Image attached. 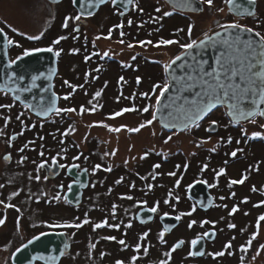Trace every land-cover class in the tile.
Masks as SVG:
<instances>
[{
    "label": "flooded vegetation",
    "instance_id": "af4514ba",
    "mask_svg": "<svg viewBox=\"0 0 264 264\" xmlns=\"http://www.w3.org/2000/svg\"><path fill=\"white\" fill-rule=\"evenodd\" d=\"M2 1V0H1ZM0 1V2H1ZM15 0H9L8 3H12ZM27 1V0H24ZM73 0H61L59 3V11H55V14L53 18H59L58 16L61 15L62 18L68 17H75L77 14H79L78 10L74 7ZM137 1V4H136ZM178 3H187L186 0L184 2H181L180 0H176ZM143 2V3H142ZM255 12L254 16L258 13H260L259 9L262 8L264 10V0H255ZM44 3H46L47 8H50V4L48 0H44ZM134 3L137 5L136 7H133L132 4L129 5L127 11H122L121 9L115 7L111 0H107L104 4L100 5L97 10L93 13L91 16L82 15L80 20L73 19V26L70 25L71 21L69 22V28H63L66 30L63 34H67L69 36L70 41L74 42V40L78 43H84L88 42L90 43L92 47L91 55H101L103 52H106L109 47L117 46L118 50L122 52H129L138 54L137 49H132L128 51L127 48H124L127 43H118L114 42L112 40V36L116 35L121 38V32L124 33V37L122 39L126 40V36H128L127 33L131 34V40H136V44L140 45L138 41L140 40H155V39H161L162 35V29L155 34H153V31L156 30V27L159 25H156V22L154 18L163 17L165 19H170L173 24H175L177 27H183L184 25L194 23V26L192 24V30H191V36L194 39H199L203 37V34L205 31H207L208 24L207 18L209 17L208 11L211 5H208L207 3H201L202 5L196 3L193 1L191 5L187 4H180V8H185L186 5H188L189 10H194L192 12H183L176 10L169 4L163 1L164 6H167L169 8V13H171L169 16L157 15L153 11V9H156L155 5H152L151 3H144L142 0H134ZM219 4L223 3L224 7H226V0H213L212 4ZM55 4V5H57ZM199 6H202V10L200 12H195V10L199 9ZM65 11H69L72 9L70 13H67ZM227 9V8H226ZM123 12L124 15H120L119 13ZM54 13V11H53ZM230 14V13H229ZM231 15V14H230ZM252 15V16H253ZM147 21L145 22L146 18ZM169 17V18H168ZM111 19L114 20L113 23L111 22ZM129 19L132 20V24L129 25L128 21ZM196 19V20H195ZM234 19H238L235 18ZM195 21V22H194ZM145 22V23H144ZM227 23H233L232 20H226ZM122 24V28H116L115 25ZM220 24V21L214 22V25L212 26L214 28H211V31L209 33L215 32L219 30L220 28H217ZM223 24V23H222ZM139 25L140 27H144V32H141V28L137 27ZM156 25V26H155ZM245 27V25L240 24ZM217 26V27H215ZM78 27V31H73V29H76ZM264 30V23L262 24ZM146 28H148V32H145ZM252 28V27H250ZM112 29L111 37L105 38L108 36V30ZM127 29V31L124 32V30ZM187 29V28H186ZM184 31V34L177 33L176 31L168 36V38L177 37L179 36L182 40L185 41V38L189 36V32ZM145 33V35H144ZM60 32V36L63 35ZM181 34V35H180ZM20 37H23V35H19ZM97 37H100L97 39ZM155 38V39H152ZM66 41V47L64 39L60 41L59 46L60 48V55L57 56V79H58V90L56 91L58 95V108L66 109L64 108L63 101H66L63 99L62 91L65 89L70 88V85H74L73 83L65 84L62 76L63 69L61 65L65 63L66 60L71 59L72 55L69 54V50L67 49V45L70 43ZM23 40V39H22ZM14 43L11 46H8V57L10 60H13L17 56H20L23 54L24 50L21 52L20 50L26 46V44H21L18 42L19 40L14 39ZM63 42V44H62ZM62 44V46H61ZM76 45H74L75 47ZM77 47V46H76ZM32 50V49H27ZM19 51L16 55H13L14 52ZM55 51H57L55 49ZM175 54L173 57L178 55L183 51V49L175 48ZM74 57H76V52H72ZM69 56V57H68ZM72 57V58H74ZM172 57V58H173ZM77 60V58H74ZM83 60V57L81 58ZM125 72L124 70H122ZM137 72V70H134V72H129L131 78L133 77V74ZM138 74V73H137ZM126 76H123V78ZM129 77V75L127 76ZM137 76H134L135 82H131L129 80L126 81H120L117 79L114 83L117 87L116 96L110 95L109 97H105V100L110 106H113L111 111L107 112V108L105 107V103H99L97 102V98L94 97V94L91 95V93L84 94V97L86 96V104L89 103V107H85V109H90V111H85L83 113L80 112V102L76 103L72 97H69L67 101H70L71 104L67 108H75V112H60V122L59 124V131L58 136L59 139L62 141L61 143L64 144L66 147L67 143L64 142L65 137L69 136V133H76L78 134L87 132H92L97 126L102 127L99 129L98 135H100L98 138L94 139L93 136L92 139V145L99 143L97 147H92L89 149L88 155H86V150L81 149L77 145L73 147L71 145L70 150H62L60 153H57L55 157L58 159L56 160V164L52 163L51 158H40L41 153H38V144L36 145V142L33 141L38 140V143L41 141H45V135H44V128L39 127L36 128V126H44L40 118L34 116L33 114L29 113L26 107L20 105L19 106L24 108L25 110H21L20 114L22 112H26L28 114V118L31 119V121H34L35 123H25L24 128L21 129V127L15 123L11 122V118H8V124H10V128L8 129V132L6 133L5 142L2 147L0 146V166L3 163H15V165L18 163L20 166H23L24 168V180H28L30 177L29 183L35 180L34 184L30 185H21L19 194L26 195L27 197H30L31 200V207L29 208L27 214H22L21 212L15 213L13 209L11 208H5L4 211H0V218L6 217V222L3 226H0V245L3 244V246H8L10 248L16 249L17 247L21 246L28 240H30L33 236L39 235L41 232L47 233V232H53L58 233L62 232L66 240L71 246L70 242V228L65 227H53L52 225L62 224L65 222H72V223H79L84 219V216H80V220L74 221L73 219L68 218H54L53 214H58L59 212L54 211L50 214L48 212L49 209H57L58 207L62 206L61 202L67 203L65 199V192L68 189V184L72 181V178L68 177L66 175V168L70 165H77L76 171L80 172L82 169L86 171L87 174V185L82 191L81 200L78 205L74 206L71 204H68L72 207H77L78 211L81 207L82 203L85 201V190H87V187L90 183H93L97 186V191L91 194V205L89 206V213H92L93 211L95 213L105 212L102 213L100 216V219L96 221L95 219L89 223V227L85 230L86 233H92V224L100 222L107 218L108 222L110 224H119V228H109V227H103L100 229H96V231H103L106 232V236H112V232L116 229H119L121 232L119 234L120 237L116 238V240H109L114 241L113 245L109 248V250H113L115 252H127L128 250L132 251V256L136 255L138 259L136 261H139L137 264H160L161 260H168V263L171 260L178 261L177 264H249V256L252 253L250 250L251 247L248 245V241H243L241 238L238 243H236L232 238L233 235H236L240 231L241 222H237L236 219H231V217H242L245 216V213L252 212L254 210H257L256 213H253L255 216V219L259 217L261 214H264V204H259L260 201H264V172L259 173L260 175L256 177L258 178L257 181L255 178L246 177L247 173L251 170V154L248 155V163L245 156L242 155V152H244L243 147H238L237 155L235 157H232L230 154L232 150L229 153H226V146H221V148L218 149H212V147H206V146H198L197 145V157H200V161L202 162L204 160L203 155L206 157V155H210V162L209 167L212 169L213 173H217L220 168H225L226 171H231V166L234 164H237V162H243L245 163V169H243L238 176H233L229 178H218L214 179L212 176V179L207 180L204 177L197 176V177H190L192 175V171L202 166L201 162L191 155L192 152H188L187 157H189V161L187 164V168L184 166L180 167L181 169H185L183 171V174L175 169V173H179V180H185L188 179L186 182L181 184L182 181H180V184L178 185V188L176 189V196L183 195L185 199V206L179 205L175 206L173 204L174 199H169L168 204L164 203L163 197L158 198V201H152V197H155L156 190H159V188H163L164 190H167L165 188V185L167 183V174L168 172H164L165 166L161 165L162 162H165L166 160L162 158H166L171 153L167 154H161L160 151L157 149H151L149 147H146L145 149H142V147H137L134 145H128L120 142L119 145H117V142L119 141L118 135H115L110 129H108L110 126L107 125L105 127V123H107V118H116L117 116L113 117V113L120 111L123 108H132L135 106L139 110V104L141 103L143 105L145 97H142L139 94V88L141 85L144 84V80L140 78V83L136 82ZM123 82L124 85L120 87L119 83ZM142 83V84H141ZM139 84H141L139 86ZM127 86H131L130 93L124 94L123 90L127 88ZM56 87V86H55ZM72 89V88H71ZM133 93V95H132ZM3 96H7L4 98V103L8 99H11V96L7 93L2 92ZM135 94V95H134ZM137 94V95H136ZM132 95V96H131ZM120 96L119 102H117V97ZM123 99V100H122ZM12 101V100H11ZM105 102V101H104ZM94 109V110H91ZM143 107H141V110ZM117 110V111H116ZM150 114L149 119H151L152 111L154 108H150ZM136 112V110H135ZM125 113H130L131 115H135L134 111H129ZM137 113V112H136ZM213 113V112H212ZM124 114V113H122ZM143 115V114H142ZM98 116H102V119L99 121L97 120ZM136 116V115H135ZM208 116V115H207ZM207 116L198 122V124H203L204 120L207 119ZM96 117V118H95ZM219 116H215L214 120L218 119ZM223 119H226L228 122H231L233 126L238 125L237 123H233L228 119L226 116L223 117ZM62 120V121H61ZM156 120H154L155 122ZM210 121L206 127L207 129H204L202 132L206 133L207 135H212V133H219V126L221 125L220 122L215 121V124H211ZM157 123V121H156ZM40 124V125H38ZM158 124V123H157ZM90 125H92L90 127ZM34 126V127H33ZM67 126H71V128L65 129ZM158 127L162 129L161 132H167V134H179L185 130L182 131H176V130H167L163 129L159 124ZM107 128V129H106ZM72 129H75L72 131ZM103 129V131H102ZM190 129V128H189ZM22 132V134H20ZM67 132V134H65ZM116 132V131H115ZM93 133V132H92ZM241 133V132H240ZM33 136V140L31 139L30 142L27 141V137ZM200 136H202V133L200 132ZM220 139L222 140V135H218ZM240 136L244 138L246 134L242 133ZM252 137V135H250ZM261 136H264L262 134ZM26 141H22L23 139ZM42 138V139H41ZM203 139V138H202ZM117 140V141H116ZM229 140V139H228ZM246 141L248 139H245ZM257 140H259V137H257ZM116 141L115 144H112ZM223 141H225L223 139ZM253 142L256 141L255 139L252 140ZM25 142V143H24ZM27 142V143H26ZM64 142V143H63ZM96 142V143H94ZM35 145H33V144ZM249 143V142H248ZM245 144V143H244ZM243 144V145H244ZM27 145V147H25ZM43 145V144H42ZM220 145H222L220 143ZM62 147V146H61ZM60 147V148H61ZM23 148L24 150L21 152L19 149ZM188 149V148H187ZM115 150V155H112L111 153ZM176 150H180L179 148ZM175 150V151H176ZM32 151V152H30ZM185 152L187 150H184ZM105 153H108V155H105ZM147 153V156L141 159L144 154ZM26 154V156H24ZM67 154H70L68 157ZM82 154V155H81ZM161 154V155H160ZM39 155V156H38ZM123 155V156H122ZM8 156L9 159H5L4 157ZM38 156V157H37ZM221 156V157H220ZM21 157H25L26 159L23 160L21 163ZM73 157H79L78 159H73ZM129 157L127 160V163H123L121 160H126V158ZM216 157H220L218 159H213ZM168 160H171V158H168ZM194 160V162H192ZM33 161V162H32ZM34 161H36V164L34 166ZM46 162L44 164V167L40 168L38 170L37 166L41 164V162ZM86 162H88L86 164ZM219 162L218 168H215V163ZM205 164L208 162H204ZM60 164H63L64 167H59ZM101 165L100 168H95V165ZM160 164L161 166L159 168H153V165ZM213 164V165H212ZM220 165V166H219ZM264 166V164L262 165ZM111 168V171H106V169ZM148 169L151 172H153V175L155 174L156 180H160L157 183L151 181L153 178V175H151L148 178L144 177V173L141 171L142 169ZM224 168V169H225ZM39 175L40 180H36L35 177ZM3 174L0 173V185H4V189L0 188L1 190H5L8 187L7 182L2 180ZM44 177H48V179H44ZM123 177L122 181L117 184L116 181ZM159 178V179H158ZM244 178L243 183L233 184L230 186L229 182L231 180H241ZM6 180H9V177L5 178ZM206 182V183H204ZM51 184L52 189L46 188L47 185ZM197 186H194L196 185ZM152 185L151 188H148L146 186ZM189 185L191 187L197 188L200 186L205 187V191L207 193V196H203V201L206 200V204L202 207L198 205V202L194 200L190 196L189 192ZM209 185H214L212 187H209ZM62 186V187H61ZM180 186V187H179ZM220 186V187H219ZM185 187V191H184ZM255 187L256 191H253L251 193L246 192L247 188ZM12 188V186H11ZM39 188V189H38ZM40 192H38V191ZM60 194V199L56 200L54 197H56L57 194ZM234 193V195H233ZM193 195H196L198 193L192 192ZM0 200H3L4 202L8 199V194L6 191H2L0 194ZM132 197V199H128L126 197ZM223 197L224 199H221ZM245 197H247V202L244 201ZM5 198V199H4ZM15 201L19 200L17 197H12ZM38 198V199H37ZM100 202H103L101 204L100 209ZM146 202V203H145ZM157 202H159L158 211L156 213H152L148 211L147 209L154 206ZM177 202V200H176ZM201 202V203H202ZM6 203V202H5ZM16 204V203H15ZM259 204V207H255L254 205ZM115 205V218L116 220H112L113 218V212H112V206ZM224 205H228V207H223ZM238 206V211L233 214L229 215L228 213L231 210V206ZM4 207V206H3ZM252 207V208H251ZM195 209L194 211L192 209ZM99 209V211H98ZM143 211V214L146 216L143 220L144 222H141L138 220V216L141 215L140 212ZM147 211V212H145ZM191 212V215H185L187 221H185V230L182 231V235L178 236V239L171 241L168 237L173 233V231L176 230V228L183 224L182 217L179 219V224L170 231L169 236L163 237L165 241V245L161 244L160 242H156V245L158 247L162 248V252L159 254V260L155 262L150 261V256L145 254L144 248H140V250H135V245L137 243L145 244V246H148L147 242H145V239H140L141 234L145 233L149 228V225L157 224L160 232L163 231L162 225L160 223V217L164 215V213H168L166 216H183V213ZM79 213L83 214V212ZM80 214V215H81ZM85 215V214H84ZM24 216V217H23ZM107 216V217H106ZM19 217V227L17 226V218ZM151 217V219H149ZM192 220H196L197 223L193 225L191 229L188 228V223ZM201 220H208V221H215V224L206 223L203 225V227L200 226L199 221ZM262 221H260L261 223ZM131 223V227H127V225ZM232 223L235 225L234 228H228V224ZM256 223V220H255ZM256 226V225H255ZM4 230H1V229ZM83 232L84 229L80 228ZM103 229V230H102ZM123 229V230H122ZM95 231V233H96ZM230 240L224 238L225 232H229ZM204 232H209V236L201 240L195 247L191 246V241L197 237L198 234L202 235ZM215 232V235L213 236L212 233ZM93 234V233H92ZM251 234H253L251 232ZM174 235V234H173ZM132 237H135L136 240H132ZM123 239L126 242L127 247L122 246L119 244V240ZM183 240L184 243L180 245L175 251L171 252V258L169 259L165 253H168L171 251L172 246L176 243V241ZM232 242V247L230 249L225 250L223 248V245L227 242ZM94 243V242H93ZM241 245H243L247 251H241ZM147 248V249H148ZM189 251L195 252V253H202L197 254L193 256H189ZM217 251H224L223 256L219 257H213L211 253L217 252ZM229 252L231 255H229ZM176 253H179V255H175ZM131 256V257H132ZM161 256L163 257L162 259ZM241 257H243V261H241ZM62 259V257H61ZM60 259V261H61ZM146 260V261H142ZM59 261V262H60ZM155 262V263H154ZM174 263V264H175Z\"/></svg>",
    "mask_w": 264,
    "mask_h": 264
},
{
    "label": "rangeland",
    "instance_id": "374dc122",
    "mask_svg": "<svg viewBox=\"0 0 264 264\" xmlns=\"http://www.w3.org/2000/svg\"><path fill=\"white\" fill-rule=\"evenodd\" d=\"M1 1V0H0ZM144 3H151L152 5H155L156 9L159 8L160 11L157 12L156 9H153L155 14L162 15L164 12H169V8L167 6H164L163 1L164 0H142ZM9 0H2L0 2V27L4 30V32L7 34L9 38H13L19 40L21 44H27L26 47H23L20 51L22 52L23 49H32L37 47H45V46H53L54 49L58 50L60 48L59 44L53 45L52 41L56 39L57 37H60V32L63 34L66 29H63L62 25L64 24V19L62 17L53 18L55 14V10H60L58 5L50 4V8H47L46 3H44V0H15L12 3H8ZM165 2V1H164ZM143 3V2H142ZM137 4V1H136ZM63 8V7H62ZM219 9H223L220 11ZM64 10V8H63ZM54 11V13H53ZM65 11V10H64ZM72 11H65L67 13H70ZM260 13L256 14L255 16H244L240 17L238 19H234V15H232L226 7H224L223 3L219 4H212L209 8L208 14L209 17L207 18L206 24H208L207 33L211 31V28H214L212 24L214 25V22L220 21V24H225L226 20H232L235 23L243 24L245 27H252L253 31L260 32L262 35H264V30L262 24L264 23V10L262 8L259 9ZM231 15H230V14ZM146 18V16H145ZM169 18V17H168ZM196 20V19H195ZM73 19L71 20L70 25L73 26ZM147 21V18L145 22ZM174 21V20H172ZM170 19H165L162 16L158 17V19L155 20L156 25L159 24L156 27V30L153 31V34L157 35L156 33L159 32L162 29V35L161 38L164 39H173L179 41V43H185L184 40H182L179 36L168 38V36L175 31L177 33L184 34V31L188 32V27L190 24L194 26V23H190L184 25L183 27H177L175 24L172 23ZM114 20L111 19L110 23H113ZM144 22V23H145ZM195 22V21H194ZM219 24V25H220ZM155 25V26H156ZM137 27H140L137 25ZM217 27V26H215ZM69 28V26L67 27ZM76 28V27H75ZM141 32H144V27H140ZM187 28V29H186ZM219 28V27H217ZM12 29H16L17 31L13 32ZM51 29V30H50ZM127 31V29L124 30V32ZM40 32H43L44 35L39 40H30L28 39V36L33 35H39ZM49 32L51 36L49 37ZM145 32H148V28H146ZM185 32V33H186ZM128 36H126V40H124V43H127V45L124 48H127L128 51L132 49H137L138 54H132L129 52H122L118 50L117 46L109 47L106 52H108L107 56H104V52L101 55H95L92 54V47L90 43L84 42V43H78L74 40V42L70 41L69 36L66 34H63L61 36L67 37L64 39L65 47H66V41L69 39V44L67 45V49L69 50V54L73 56L71 53L72 49H78L79 51L76 52V57L74 59L71 57V59H68L65 61L63 65H61L63 72V80L68 81L70 83H73L76 86L83 85V87H77L76 90L73 92L71 87L68 89L63 90L62 94L63 96L67 95L68 93H72L70 97L75 95L74 101L76 103L80 102V106L83 105L84 107H89V103L86 104V96L84 97V94L91 93L94 94L97 91H101V95L97 98V102L99 103H105L107 112L111 111L113 106H110L107 101L105 100V97H109L110 95L116 96L117 87L114 85L115 81L117 79L120 80V77H124L123 81L129 80L131 82H135L134 76L140 77L144 80V84H139V94L140 93H148L150 98L144 99L143 105L139 104V110L138 106L136 108V112L134 111L135 115H131L130 113H124L120 116H117L116 118H107L106 125L110 126V128H121L119 132L112 131L115 135H118L119 141L117 142V145H119L120 142H123L128 145H134L137 147H142V149H145L146 147H149L151 149H157L161 152V154H169L167 156V159L164 157L162 159L166 160L165 162H162L161 165L165 166L164 172H175V169H177L181 175L183 174V171L185 169H181L180 167L184 166L185 164H188L189 157H187V153L192 152L191 155L193 158L197 159V161H200V157H197V145L206 146V147H212V149H218L221 148V146H226V153H229L232 150L238 151V147H243L242 155L246 157L247 163H248V155L251 154V160L249 163H251V170L249 173H247L246 177L255 178L257 181V176H259V173L264 172V136H260L259 140H257V137H251L250 135L253 132H261V134H264V128H261L260 125H264V121L260 117H254L249 122H241L237 123L238 125L233 126L231 122H228L226 119H223L225 117V109L224 108H215L212 110L208 116L207 119L204 120L203 124H198L199 126H190L188 130H185L179 134H167V132H161L162 129L158 127V124L156 121L152 123V125L146 126L138 132H131L128 131V129L131 128H137L141 123L149 119V112H143L141 110V107H144L145 105H152L155 106L156 100L155 95H159V89H157L155 94H152V86L154 84H163L166 80L165 73H164V65L167 64L172 57L175 54V48H179V44H171V45H160L158 47L153 46L156 44L157 41L160 39L152 40L153 44L149 45L146 44L144 46H140L136 44V40H131V34L127 33ZM180 34V35H181ZM19 35H23V37H20ZM145 35V33H144ZM121 37V36H120ZM124 37V35H123ZM23 39V40H22ZM119 36L113 35L112 40L114 42H117L118 40H121ZM191 39H194L191 36ZM186 43L189 42V36L185 38ZM196 40V39H194ZM147 41V40H145ZM128 43H132L134 47L129 48ZM63 44V42H62ZM61 44V46H62ZM74 45H76L74 47ZM19 51H16L13 53V55H16ZM88 56L90 59L85 60V57ZM69 57V56H68ZM83 57V60L81 58ZM135 57L133 60L132 58ZM124 70L125 72H123ZM134 70H137L133 74V77L131 78L129 72H134ZM138 73V74H137ZM87 74V75H86ZM129 75V77H127ZM55 80L58 81L57 77ZM120 87L124 85L123 82L119 83ZM131 86H127L126 89L123 90V93L129 94L130 93ZM58 90V83L56 82V91ZM133 95V93H132ZM131 95V96H132ZM137 95V94H136ZM7 96H3L2 92H0V105H12L11 108H0V146L2 147L5 142L6 133L8 132V129L11 127L10 124H5V118H11V122L19 125L22 128H24L25 123H35L34 121H31L30 118H28V114L26 112H22L20 114L21 110H25L21 106H19L17 103L11 101V99H8L6 103H4V98ZM120 97V96H118ZM120 100V99H119ZM123 100V99H122ZM105 101V102H104ZM119 102V101H117ZM71 104L70 101H63L64 108H67ZM151 108V107H150ZM117 111V110H116ZM213 112V113H212ZM143 114V115H142ZM218 119L215 121L221 120V125L219 126V133H212V135H207L206 133H203L202 131L204 129L208 130V127L206 125L214 120L215 116H219ZM17 116H20V120H17ZM60 113L54 114L48 119L42 121L44 126H36V128L39 127H45L44 129V135H45V141L37 142L38 140H33V136L27 137V141L30 142L32 139L36 142V145L38 144V153H43V156H40V158H52L57 153H60V151L64 150H70L71 145L75 147L76 145L80 147L83 150H86V155L89 153V149H91V146L97 147L99 143L97 144H91L92 141H90L93 136L94 139L98 138L100 135H98V132L100 131L102 127L97 126L92 132H83L81 134H77L72 132L69 133L68 137H65L64 142L67 143L66 147L64 144H62L61 140L58 136V127L59 124L61 125L62 122H60ZM97 117V116H96ZM95 117V118H96ZM227 117V116H226ZM102 119V116H98L96 121H99ZM42 120V119H41ZM21 121L23 123H21ZM62 121V120H61ZM40 125V124H38ZM126 127H121V126ZM34 127V126H33ZM69 128L67 126L65 129ZM107 129V128H106ZM103 131V129H102ZM200 132L202 133V136H200ZM241 132V133H240ZM242 133L246 134L244 138L240 136ZM218 135H222L223 139L221 140ZM172 136V139L169 140L167 143H165V140L167 137ZM248 136L249 141L245 140ZM231 137V142H229L228 138ZM203 138V139H202ZM256 141H252V140ZM93 140V139H92ZM22 141H26L23 139ZM117 141V140H116ZM116 141L112 144H115ZM203 141V143H201ZM239 141V143H237ZM63 142V143H64ZM249 142V143H248ZM25 143V142H24ZM27 143V142H26ZM96 143V142H94ZM220 143L222 145H220ZM245 143V144H244ZM33 144V143H32ZM43 144V145H42ZM244 144V145H243ZM35 145V144H33ZM62 146V147H61ZM218 146V147H217ZM61 147V148H60ZM129 148V146H128ZM180 150H176V149ZM188 148V149H187ZM176 150V151H175ZM184 150H187L186 152ZM32 152V151H30ZM160 154V155H161ZM41 155V154H39ZM38 155V156H39ZM68 157L70 154H67ZM82 155V154H81ZM26 156V154L24 155ZM37 156V157H38ZM123 156V155H122ZM204 160L201 162L200 167L195 168L192 171V175L190 177H197L201 176L204 177L207 180H211L212 177L214 179H220V178H229L233 176H238V174L245 169V163L243 162H237V164L232 165L231 171H226L225 164L223 165L225 168V173L221 174L219 176L216 175V173H213L212 169L209 167L210 162V155H206V157L203 155ZM221 157V156H220ZM220 157H216L213 159H218ZM168 158H171V160H168ZM58 158L56 157V160ZM129 157L126 158V160H121L123 163L127 161ZM207 168H204L205 163ZM33 162V161H32ZM194 162V160H192ZM88 162H86L87 164ZM36 164V161H34V166ZM219 162L215 163V168H218ZM213 165V164H212ZM179 166V167H177ZM220 166V165H219ZM203 169V171H202ZM40 170V168L38 169ZM145 175V178L150 177L153 175V172L150 170L144 168L141 170ZM0 173L3 174L2 180L7 182L8 187L5 190L0 189V194L3 191H6L8 194V199L5 201L6 203H10L12 205H15L17 208L20 209L19 212H21L23 215L27 214L29 208L31 207V200L30 197H27L26 195L19 194L14 197H17L19 200H14L11 198L9 200V196L13 192L20 191L21 185H30L34 184L35 180L31 181L34 183H29L30 179L24 180V168L23 166H20L18 163L15 165V163H3L0 166ZM264 174V173H263ZM212 176V177H211ZM9 177V180H6L5 178ZM155 177V174L153 175ZM167 183L165 185V188L167 190H164L163 188H159V190H156L155 197H152V201H158V198H162L163 200H169L174 199L173 204L175 206H185V199L183 200V195H175L176 189L178 186L176 185V180L179 178V173H176L175 176H170L167 174ZM159 179V178H158ZM157 183L160 180H156V177L151 179ZM188 179L180 180L182 181L181 184L186 182ZM12 186V188H11ZM147 187V186H146ZM180 187V186H179ZM220 187V186H219ZM46 188L52 189L51 184L47 185ZM39 189V188H38ZM253 190V187L247 188L246 192L251 193ZM38 191V190H37ZM97 191V186L93 183H90L87 187V190H85V201L82 203L81 207L79 208L80 212H83V214L79 213L77 207H72L68 205L67 203L61 202L60 207L57 209H49L48 212L50 214L51 211H57L58 214H53L54 218H68L73 219L74 221H79L80 216H84L85 213H87L88 219L91 223L92 220L98 221L100 219V216L102 213L105 212H98L95 213L94 211L92 213H89V206L91 205V194ZM185 191V187H184ZM39 192V191H38ZM40 193V192H39ZM171 193V194H170ZM1 196V195H0ZM179 197L177 200L176 198ZM5 199V198H4ZM177 200V202H176ZM16 203V204H15ZM103 202H100V209L101 204ZM252 208V207H251ZM14 210L15 213H19L16 211L15 208H11ZM5 208L3 205H0V211H4ZM99 211V209H98ZM253 213H256L257 210L252 211ZM252 212H247V215H243L240 217H231V219H236L237 222H241L240 231L238 234L233 235V240L238 243V241L242 238L244 242L249 240L252 237V233L257 232L256 223H255V214L253 215ZM81 214V215H80ZM24 217V216H23ZM107 217V216H106ZM183 224L178 226L175 231L169 236L168 238L171 241H174L175 239H178V236L182 235V231L185 230V221H187L186 216H181ZM108 218V217H107ZM112 220H116L113 219ZM196 221V220H195ZM89 224V223H88ZM88 224H85L82 226L84 229V232L79 228H70V242L71 246L70 249L62 256L61 261L59 264H115L116 260H121L124 262V264H131V256L132 251L128 250L127 252H115L113 250H109V248L113 245L114 241H109L102 239V237H106L107 233L103 231H93L91 234L86 233L85 230L87 227H89ZM149 229L146 231L148 233L147 237L145 238V242H147L149 248L145 246V244L141 243V248H148L147 255L150 256V261L155 262L159 260V253L162 252V248L158 247L156 245V242L159 241V234L160 230L157 226V224L149 225ZM1 230H4L3 228ZM103 230V229H102ZM123 230V229H122ZM243 230V231H242ZM5 231V230H4ZM225 232L224 238L230 240V233ZM73 233H75L73 235ZM121 232L119 229H116L112 232V236L118 238L120 237L119 234ZM174 234V235H173ZM132 240H136L135 237H132ZM94 242V243H93ZM264 244V221L260 223L258 235L255 239L252 240L251 243V251L252 253L249 256V264H264V249L260 248V245ZM91 245H95V247H91ZM165 245V244H164ZM18 248V247H17ZM14 248H10L8 246L0 245V264H11L9 257L10 254L14 251ZM12 251V252H11ZM259 251V254H258ZM101 253H104L103 256H101ZM175 255H179V253H176ZM164 257V256H163ZM161 256L160 259L163 258ZM175 260H171L167 264H174ZM146 261V260H142ZM154 262V263H155ZM139 263V261H135V264ZM178 261H176L175 264H177ZM36 264H42V263H36ZM157 264V263H155Z\"/></svg>",
    "mask_w": 264,
    "mask_h": 264
},
{
    "label": "snow or ice",
    "instance_id": "6c2138e0",
    "mask_svg": "<svg viewBox=\"0 0 264 264\" xmlns=\"http://www.w3.org/2000/svg\"><path fill=\"white\" fill-rule=\"evenodd\" d=\"M101 3L105 2V0H100ZM118 0H111V3L113 5H116ZM126 4H132L133 7H136L137 5L134 3V0H124ZM186 2L191 5L193 3V0H186ZM198 3H207L208 5H212L213 0H196ZM248 4H253L255 0H247ZM73 3H75V0H73ZM226 3L231 6L234 4V0H226ZM88 4L91 6L93 4V0H88ZM82 6H83V0H82ZM239 7V5H237ZM202 10V9H201ZM222 11L223 9H219ZM157 12L160 11L159 8L156 9ZM121 16L124 15L123 12L119 13ZM171 13L164 12V16H169ZM82 15L91 16L93 13L91 11L87 13H79L75 17H68L66 16L64 19L63 27L67 28L69 26V22L72 19L80 20ZM157 19V18H154ZM129 25L132 24V20L129 19L128 21ZM122 24L115 25L116 28H122ZM218 27L221 29V31H217L209 35V33L205 32L203 34V38L200 40H194L191 39V30L192 25H189L188 32H189V42L187 43H179L177 40L173 39H164L161 38L159 41L156 42L153 46L158 47L160 45H171V44H179V47L184 50L180 55L175 56L172 60H170L167 64L164 65V71L166 73L170 74V78L172 81H174L177 85L176 87V95L174 98H170L173 100L172 105H164V107H172L173 105H177V115L175 119L184 125V128L187 129L190 126H199L198 122L204 119L212 109H214L218 103H225L228 105L229 109L237 108L239 112L242 115L247 116H254L256 114H259L261 116H264V109L261 108V105H264V35H262L260 32H255L254 37L252 35H247L253 33V29L250 27H244L240 25L239 23H227V24H220ZM13 32L17 31L16 29H12ZM73 31H78V27L76 29H73ZM112 33V29L108 30V36L105 38H110ZM44 35L43 32H40L39 35H33L28 36V39L30 40H39ZM124 33L121 32V37H123ZM0 36H3L4 41L6 45H12L14 41L10 39L6 33H4L3 29H0ZM67 37H57L52 41L53 45L59 44L61 40L66 39ZM100 37H97L99 39ZM118 43L123 44L124 40L121 39L118 41ZM140 46H144L146 44L152 45L153 42L151 40H140L138 41ZM128 47L132 48L134 45L132 43H128ZM212 47V48H219L220 52L219 55H217L215 64L209 65L208 68H205V65L208 64L207 60L200 59L201 53L203 50ZM30 51L32 52H53L54 49L52 46H49L47 48H35L32 50H25L23 52V56H28ZM72 52L79 51L78 49H72ZM189 53H192L190 56ZM55 55H60V50L55 51ZM104 56L108 55V52H104ZM21 56H17L14 60L9 61V66L16 64L17 61L21 60ZM90 59V57L86 56L85 60ZM133 60L135 57L132 58ZM181 63L177 64V62ZM173 65H175L177 68L181 70L183 73L182 75H176L175 69L173 68ZM40 76H43V73L39 74ZM87 75V74H86ZM24 76H17L16 73H10L7 74V80L9 81H15V80H24ZM38 79V76L33 75L31 77V80L33 82L32 87H35V81ZM124 78L120 77V81H123ZM136 82L140 83V77L136 78ZM65 84H69L68 81H65ZM69 87L72 88L73 92L76 90L77 87H83V85H70ZM157 89H159V95H155L156 105H145L142 109L143 112H149L150 107L154 108L152 111L151 119H148L141 123L137 128H131L128 129V131L131 132H138L140 129L152 125L153 121L157 119V112L159 111V106L161 104V98L164 97L165 93L169 91L170 85L168 83V80L166 78L165 82L163 84H154L152 86V94H155ZM0 90H7V84L0 87ZM13 91H21V92H30L31 87H23L18 89H12ZM188 92L191 93L190 96H185L184 93ZM72 95V93H68L63 97V99L67 100ZM101 95V91H97L94 93V97H99ZM135 95V94H134ZM142 97L150 98L148 93H140ZM55 97L56 94L52 93V99L51 101L46 105L47 112L55 111L56 114H59L60 112H75V108H66L61 109L55 107ZM15 99H19V97H15ZM120 97H117V101H119ZM41 104H44V97L40 98ZM91 103V102H89ZM240 105H245V107H240ZM12 105H0V108H11ZM26 108H30L31 105L25 104ZM94 110V109H91ZM136 108L133 106L132 108H123L120 111H117L113 113V117L120 116L122 113L129 112V111H135ZM85 111H90V109H85L83 105L80 106V112L83 113ZM38 115L45 114V109L42 108L38 113ZM229 115H233L232 111H229ZM169 116H172V113H169ZM17 120H20V116L16 117ZM8 120L5 118V124L7 125ZM21 123H23L21 121ZM215 121H212L211 124H215ZM92 125H90L91 127ZM165 127H176L177 125L175 123L165 124ZM107 127V125H105ZM126 127V126H121ZM261 128H264V125H260ZM71 128V126H69ZM75 129H72L74 131ZM111 131L119 132L121 128H110ZM22 134V132L20 133ZM67 134V132L65 133ZM252 137H260L262 134L261 132H253ZM42 139V138H41ZM172 139V136L167 137L165 140V143H167L169 140ZM229 142H231V137L228 138ZM203 143V141H201ZM239 143V141H237ZM199 146V145H198ZM27 147V145H25ZM24 149L21 148L19 151H23ZM214 151V149H213ZM112 155H115V150L111 153ZM105 155H108V153H105ZM232 157H235L237 155V151H232L230 154ZM41 156H43V153L41 152ZM147 156V153L144 154V156L141 157L143 159ZM5 159H9L8 156L4 157ZM79 157H73V159H78ZM26 159L25 157H21V163L23 160ZM52 163L56 164V157L53 156ZM46 162L42 161L40 165L37 166V168L44 167V164ZM127 163V161H125ZM160 164L153 165V168H159ZM59 167L63 168L64 165L60 164ZM71 167H78L77 165H72ZM101 165L97 164L95 165V169L100 168ZM179 167V166H177ZM185 168H187V164L184 165ZM204 168H207V165H204ZM106 171H111V168L106 169ZM203 171V169H202ZM225 169L220 168L219 171L216 173L217 176L224 174ZM170 176H175V172L168 173ZM31 178V177H30ZM155 177H153L154 179ZM36 180H40V176L37 175L35 177ZM44 179H48V177H44ZM123 177L118 179L116 181L117 184H119L122 181ZM77 181H73V183H76ZM244 178L241 180H231L229 182L230 186L233 184L243 183ZM206 183V182H204ZM180 184V180H176V185L178 186ZM214 185H209V187H212ZM4 185H0V188H3ZM62 187V186H61ZM148 188H151L152 185H148ZM191 187V185H189ZM69 191H71V185H69ZM253 191H256L255 187H253ZM171 194V193H170ZM19 195V191L13 192L9 196V200ZM234 195V193H233ZM128 199H132V197H126ZM38 199V198H37ZM54 199L59 200L60 194L58 193ZM66 199V197H65ZM177 200L179 197L176 198ZM221 199H224L221 197ZM247 202V197H245L244 201ZM146 203V202H145ZM165 204H168V200L164 201ZM259 204H264V201H260ZM259 204L254 205L255 207H259ZM0 205H3L4 208H15L17 212L20 211L19 208H17L15 205H12L10 203H5L3 200H0ZM159 202H157L154 206L147 209L148 211L152 213H156L158 211ZM115 205L112 206V212H113V219L115 218ZM223 207H228V205H224ZM195 210L194 208L192 209ZM238 206H231V210L228 213L230 216L235 214L238 211ZM248 213H245L247 215ZM164 215H168V213H164ZM182 215H191V212L183 213ZM181 218L180 215L176 216V219L179 220ZM151 219V217H149ZM260 221H264V214H261L259 217H257L256 220V228L257 232H254L252 234V237L248 241V245L251 246L252 240L256 238L258 235L259 227H260ZM6 222V217L0 218V226H3ZM90 223L87 213L84 215V219L79 223H72V222H65L62 224L52 225L53 227H65V228H75L79 229L83 225ZM197 221L192 220L188 223V228L191 229L194 224H196ZM200 226L203 227L206 223L215 224V221H208V220H201L199 221ZM17 226L19 227V217L17 218ZM103 227H109V228H119V224H110L105 218L104 220L93 223L92 224V230L95 231L96 229H100ZM127 227H131V223L127 225ZM235 225L232 223L228 224V228H234ZM168 230V227L166 226L164 231H161L159 234V241L161 244H164L165 241L163 239L164 232ZM243 231V230H242ZM75 233H73L74 235ZM45 233L41 232L39 236H44ZM148 233L145 232L141 234L140 239H145L147 237ZM212 235H215V232L212 233ZM209 236V232H204L202 235L198 234L196 238H194L190 243L192 247H195L201 240ZM38 236H33L32 239L28 241V244H31L34 240H38ZM102 239L105 240H116V237L114 236H106L102 237ZM234 239V238H233ZM119 244L122 246L127 247L125 240L120 239ZM184 243L183 240L178 241L176 244L172 246V249L170 252L165 253V255L170 259L171 258V252L175 251L180 245ZM21 247H26V245H21ZM67 247V245H65ZM91 247H95V245H91ZM232 247V242L229 241L223 245V248L225 250L230 249ZM141 245L137 243L135 245V250H140ZM261 249H264V244L260 245ZM17 252L20 251V248L16 249ZM241 251H247V249L241 245ZM145 254H147L148 249L144 248ZM63 254V253H61ZM197 254L202 253H195L192 251H189L188 255L193 256ZM225 253L224 251H217L214 253H211L213 257H219L223 256ZM259 254V251H258ZM104 253H101V256H103ZM229 255L231 253L229 252ZM138 259L136 255H133L131 257V264H135V261ZM241 261H243V257H241ZM115 264H124L121 260H116ZM160 264H167V261L161 260Z\"/></svg>",
    "mask_w": 264,
    "mask_h": 264
},
{
    "label": "water",
    "instance_id": "95a60500",
    "mask_svg": "<svg viewBox=\"0 0 264 264\" xmlns=\"http://www.w3.org/2000/svg\"><path fill=\"white\" fill-rule=\"evenodd\" d=\"M61 0H48L50 3H58ZM107 0H105L106 2ZM169 5L173 6L174 8L181 10V11H193L189 10L188 5H186L185 8H180V4H187V3H178L176 0H164ZM181 1V0H180ZM105 2L101 3L100 0H93V4L90 6L88 4V0H83V6H82V0H75V3H73L74 7L78 10L79 13H87L91 11L94 13L97 8L104 4ZM181 2H184L182 0ZM239 5V7H237ZM117 8L127 11L129 4H126L124 0H118L117 4L114 5ZM226 7L228 11L236 16V17H244V16H252L255 12V2L253 4H248L247 0H234V4L231 6L226 3ZM201 10L199 8L198 10H195V12ZM218 31H221L218 30ZM217 32V31H215ZM214 33V32H213ZM254 31L251 34L254 37ZM212 34V33H211ZM209 34V35H211ZM7 46L3 36H0V87L7 84V90H0L7 92L11 95V97L16 100L17 102L21 103L22 105L29 104L31 105L28 110L40 117V118H46L50 115L52 112H47L46 105L51 101L52 99V93L53 92V85L52 81L56 74V57L53 52H30L28 56L21 55L22 59L17 61L16 64L9 66V58L7 55ZM220 49L219 48H212L209 47L201 53L200 59H204L208 61V64L205 65V68H208L209 65H214L217 55H219ZM181 54V53H180ZM179 54V55H180ZM192 53H189L190 56ZM177 62V64L181 63ZM173 68L175 69L176 75H182L183 73L179 68H177L175 65H173ZM16 73L17 76H24V80H15V81H9L7 80V74L10 73ZM43 73V76H40L39 74ZM33 75L38 76V79L34 82L35 87H32V80L31 77ZM166 78L168 80V83L170 85L169 91H167L164 95V97L161 98V104L159 106V111L157 112V123L164 129L169 130H184V125L182 123H179L175 117L177 115V105H173L172 107H164V105H172L173 100L170 98H174L176 95V83L171 80L170 74L166 73ZM23 87H31L30 92H21V91H13L12 89H18ZM185 96H190L191 93L185 92ZM15 97H19V99H15ZM44 97V104H41L40 98ZM57 106V96L55 97V107ZM217 106H223L225 108V113L228 116V118L233 122H242L249 120L250 118L254 116H247L242 115L237 108L229 109L228 105L225 103H218ZM216 106V107H217ZM240 107H245V105H240ZM45 109V114L38 115L37 113L42 109ZM261 108L264 109V105H261ZM229 111L233 112V115H229ZM169 113H172V116H169ZM259 115V114H256ZM263 120L264 116L259 115ZM175 123L176 127H165V124ZM72 165L68 166L66 168V175L70 178H72V181L68 184V189L65 192V197L67 203L71 205H78L81 200L82 190L87 185V174L84 169H82L80 172L76 171V167H71ZM73 181H77L76 183H73ZM69 185H71V191H69ZM194 186H197L194 185ZM200 191V187H197ZM197 188L191 187L189 192L190 196H192V190L194 192L198 193L196 194L197 198L196 200L201 201L199 198L200 191L197 190ZM194 198V197H193ZM202 204L199 203V206ZM203 207V206H201ZM143 215V214H142ZM142 215L138 216V218L141 220ZM160 222L162 223L164 229L167 226L168 230L165 231L166 233L170 232L172 228H174L178 224V220L175 217L172 216H161ZM38 240H34L31 244H28V241L24 243L23 245H26V247H19L20 251L17 252L16 250L11 254L10 261L11 264H34L36 261L40 262L42 264H57L59 262V259L62 257V255L68 251L69 244L66 241V238L63 233H53V232H47L44 236H39ZM32 239V238H31ZM67 245V247H65ZM63 253V254H61Z\"/></svg>",
    "mask_w": 264,
    "mask_h": 264
},
{
    "label": "trees",
    "instance_id": "16d2710c",
    "mask_svg": "<svg viewBox=\"0 0 264 264\" xmlns=\"http://www.w3.org/2000/svg\"><path fill=\"white\" fill-rule=\"evenodd\" d=\"M58 6H59V4H57ZM55 11H57V10H55ZM58 17H61V15L60 16H58ZM51 30V29H50ZM51 36V34H50V32H49V37ZM26 46H27V44H26ZM25 46V47H26Z\"/></svg>",
    "mask_w": 264,
    "mask_h": 264
}]
</instances>
